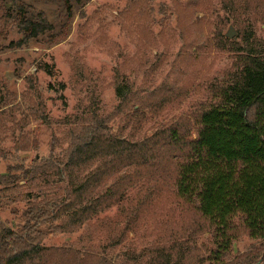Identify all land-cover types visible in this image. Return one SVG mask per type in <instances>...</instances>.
I'll return each mask as SVG.
<instances>
[{
    "label": "rangeland",
    "instance_id": "rangeland-1",
    "mask_svg": "<svg viewBox=\"0 0 264 264\" xmlns=\"http://www.w3.org/2000/svg\"><path fill=\"white\" fill-rule=\"evenodd\" d=\"M39 13L53 29L29 38L19 23ZM249 48L264 54V0H0V175L21 176L64 157L92 120L134 142L179 125L187 146L198 140L197 117L232 80L236 54ZM98 165L78 173L79 183ZM169 168L155 175L159 192L134 218V228L125 230L128 218L117 204L75 233H50L41 246L72 247L91 254L87 262L156 264L169 254L184 264H209L213 229L176 197L175 167ZM52 173L0 186V221L19 231L27 207L59 178ZM151 183L127 196L143 197ZM234 223L237 238L227 264L261 244L242 216Z\"/></svg>",
    "mask_w": 264,
    "mask_h": 264
},
{
    "label": "trees",
    "instance_id": "trees-1",
    "mask_svg": "<svg viewBox=\"0 0 264 264\" xmlns=\"http://www.w3.org/2000/svg\"><path fill=\"white\" fill-rule=\"evenodd\" d=\"M19 26L29 38L53 29L44 13L36 20L20 21ZM45 69L53 74L47 65ZM234 69L232 80L215 92L218 102L197 117L198 140L187 146L180 142L185 129L179 125L134 142L113 135L102 121L92 120L81 128L64 157L45 160L23 170L21 176L0 175L4 187L21 179L29 182L38 173L53 172L59 177L51 179V192H41L40 200L27 207L19 231L0 221V264H116L101 258L87 262L84 259L91 254L72 247L44 248L41 243L53 232L75 233L117 204L128 218L125 230L134 228V218L159 192L155 175L167 167H175L176 197L192 205L213 229L216 247L209 264H227L225 258L237 238L234 219L239 215L249 236L261 244L231 264H264V54L252 48L240 50ZM117 92L124 96L120 88ZM97 161L92 174L79 183L77 174ZM110 180L114 182L100 192ZM146 182H152V190L145 189L143 197L127 196ZM134 201L136 209L131 208ZM259 250L262 253L256 255ZM57 254L65 257L62 262L56 261ZM127 260L135 261V257ZM156 264L184 263L167 254Z\"/></svg>",
    "mask_w": 264,
    "mask_h": 264
}]
</instances>
